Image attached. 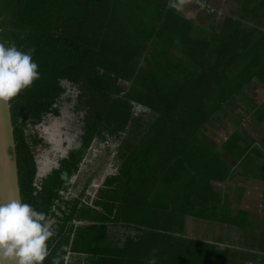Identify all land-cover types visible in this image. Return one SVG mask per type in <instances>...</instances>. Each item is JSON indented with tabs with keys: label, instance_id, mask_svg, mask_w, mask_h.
<instances>
[{
	"label": "trees",
	"instance_id": "trees-1",
	"mask_svg": "<svg viewBox=\"0 0 264 264\" xmlns=\"http://www.w3.org/2000/svg\"><path fill=\"white\" fill-rule=\"evenodd\" d=\"M177 9L169 0H0V39L34 48L41 73L9 103L22 202L55 227L44 264L57 255L60 264H146L153 248L158 264H234L228 250L179 236L186 216L211 219L216 204L209 176H187L193 166L180 147L220 106L217 83L228 92L235 69L231 85L243 87L244 51L255 38L237 21H230L233 30L225 22L220 33L195 34ZM144 58L154 65L138 67ZM64 82L78 91L82 134L59 168L36 181V156L47 146L36 128L46 116H61ZM95 141L119 146L115 172L92 199L101 167L91 172L88 163L90 176L70 179Z\"/></svg>",
	"mask_w": 264,
	"mask_h": 264
},
{
	"label": "crops",
	"instance_id": "crops-1",
	"mask_svg": "<svg viewBox=\"0 0 264 264\" xmlns=\"http://www.w3.org/2000/svg\"><path fill=\"white\" fill-rule=\"evenodd\" d=\"M172 5L178 6L180 16L194 22L198 28L192 30L195 34L203 35L204 28L207 33H220L225 22L233 30L230 21H237L243 35L255 38L244 51L249 63L244 66L243 75L247 77L243 87L236 89L231 85L235 83V69L226 77L230 91L221 93L224 82L217 83L214 89L220 106L200 128L188 130L180 147L186 164L193 166L187 176H209L212 202L216 204L210 209L214 214L211 219L186 216L179 236L228 250V260L234 264H264V0H169ZM243 6L246 7L242 13ZM129 84L130 81L125 82L124 87ZM134 107L150 113L140 105ZM50 131L43 126L47 138L57 143ZM67 144L61 138L52 146L61 150ZM164 147L167 160L171 159V148ZM117 154L118 147L110 161L112 168L98 176L115 172L113 160ZM103 159H88L91 172L104 166ZM171 183L169 173L164 184Z\"/></svg>",
	"mask_w": 264,
	"mask_h": 264
},
{
	"label": "clouds",
	"instance_id": "clouds-1",
	"mask_svg": "<svg viewBox=\"0 0 264 264\" xmlns=\"http://www.w3.org/2000/svg\"><path fill=\"white\" fill-rule=\"evenodd\" d=\"M34 48L0 40V102H10L39 80ZM55 236L51 217L32 204L18 199L0 203V264H44ZM51 264H60L59 255ZM146 264H158L153 248Z\"/></svg>",
	"mask_w": 264,
	"mask_h": 264
},
{
	"label": "rangeland",
	"instance_id": "rangeland-1",
	"mask_svg": "<svg viewBox=\"0 0 264 264\" xmlns=\"http://www.w3.org/2000/svg\"><path fill=\"white\" fill-rule=\"evenodd\" d=\"M153 60V59H152ZM154 61V60H153ZM136 65L138 67H145L148 68L149 65L153 66L154 64L152 62H149V59L144 58L140 61H138L136 63ZM63 85L66 87L67 92L66 94L62 97V104H61V108H60V113L61 116L54 118L52 116H46L43 119L42 125L41 127H46L48 129H50V137L52 139H57V143H59L60 139L64 136H66V138H62L65 141H67L69 144H67L69 147H71V140L73 139V135L80 133L81 134V129L83 126V115L84 112L83 111H79L77 110V104H76V98L78 95V91L75 87H71L70 84L64 82ZM69 97L71 100L69 102H64V100ZM96 141L93 143L92 145V150H95V152H92V150L90 151L89 157H87V160L90 159L92 157L93 158H99L101 156H103V161L101 164H103L104 166L101 167V170L98 172V175H102L103 170L104 171H109L110 168H112V163L111 158L112 155L116 153L117 151V147L119 146L117 143H109L108 145L105 144H99V146H96ZM73 146V145H72ZM54 147V146H53ZM108 149V151H107ZM51 152L53 153L52 149ZM43 152H41V155L38 156H42L43 157ZM48 156V158H46V156H44L45 158H41L44 160V167L47 170H51L54 167V164L56 163V159H54L53 155L50 154H46ZM104 162L106 163V165L104 164ZM89 163V162H88ZM43 168V169H44ZM105 172V173H106ZM88 170L86 169V167H82V169L80 170V174H87ZM104 176H98L94 179V183L96 184V187L98 185H100V183H102ZM80 187V186H79ZM78 190V189H77ZM76 191V190H75ZM98 192V188H95L94 190L89 191L88 193H90V196L92 199H94L97 195Z\"/></svg>",
	"mask_w": 264,
	"mask_h": 264
},
{
	"label": "water",
	"instance_id": "water-1",
	"mask_svg": "<svg viewBox=\"0 0 264 264\" xmlns=\"http://www.w3.org/2000/svg\"><path fill=\"white\" fill-rule=\"evenodd\" d=\"M73 148L77 149L78 144L73 143ZM47 173L38 167L36 181ZM10 199L22 201L10 103L0 102V203H5Z\"/></svg>",
	"mask_w": 264,
	"mask_h": 264
},
{
	"label": "flooded vegetation",
	"instance_id": "flooded-vegetation-1",
	"mask_svg": "<svg viewBox=\"0 0 264 264\" xmlns=\"http://www.w3.org/2000/svg\"><path fill=\"white\" fill-rule=\"evenodd\" d=\"M41 125H42V123L36 128V132H38L39 133V135H40V137L41 138H43L44 139V142H45V144L47 145L44 149H39V154L38 155H41V152H43L44 154H43V157L42 156H36V163H37V161H39V164H37V171H38V167L41 169V170H45V171H47L48 173L47 174H49L52 170H54V169H58L59 168V161L60 160H62V159H64V158H67V156H68V153H69V151L70 150H72V149H74L73 148V144L71 145V147H69L68 145L66 146H64L63 147V149H59V148H56V147H53L52 145H55V144H57L56 142H54V141H51L50 139H49V136H48V138H47V136H46V134L45 133H43V127H41ZM81 131H82V129H81ZM81 134H82V132H81ZM77 135H80V133H78V134H75V135H73V143H77L76 142V137H77ZM62 138H66V136H64V137H62ZM51 149H52V151H53V153L51 152ZM67 151V152H66ZM52 154L53 155V157H54V159L55 158H57L56 159V163L54 164V167L51 169V170H47V169H45L44 167H42V166H44V160L43 159H41V158H45L44 156H46V158H48V156L46 155V154ZM87 160V158L83 161V163H82V165H81V167H80V170L82 169V167H86V169L88 170V166H87V164H88V161H86ZM98 167H100V166H98ZM44 168V169H43ZM101 170V169H100ZM99 170V171H100ZM93 171H97V169H95V170H93ZM103 172L105 173L106 171H104L103 170ZM46 174V175H47ZM90 174V172L88 171V173H87V176H90L89 175ZM103 174V173H102ZM46 175L45 176H42V178H44V177H46ZM85 174H80V171H79V173L77 174V175H75V176H73L71 179H70V183L71 184H73V183H75L76 181H78L79 180V178L81 177V176H84ZM96 177H98V176H96ZM95 177V178H96ZM105 177V176H104ZM41 178V179H42ZM94 178V179H95ZM40 179V180H41ZM94 181V180H93ZM96 188V184L94 183V182H92V188H91V190H94ZM70 193L71 194H75V191H72L71 189H70Z\"/></svg>",
	"mask_w": 264,
	"mask_h": 264
}]
</instances>
